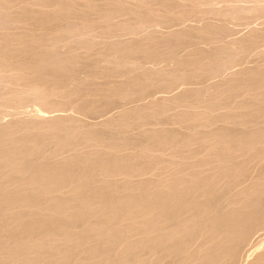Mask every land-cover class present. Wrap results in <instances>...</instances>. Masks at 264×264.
I'll use <instances>...</instances> for the list:
<instances>
[{
	"label": "bare ground",
	"instance_id": "bare-ground-1",
	"mask_svg": "<svg viewBox=\"0 0 264 264\" xmlns=\"http://www.w3.org/2000/svg\"><path fill=\"white\" fill-rule=\"evenodd\" d=\"M226 1V8L215 13L218 16L229 12L235 16V22L206 23L203 34L196 33L197 23L187 24L155 37V44H147L143 40L150 37L149 31L154 26H164L170 21L189 22L184 15L189 12L173 16L184 2L0 0V264H187L195 254L198 256L196 240L202 235L205 240L202 247L211 237H220L222 250L211 251L213 246H208L207 257L224 254L227 261L230 257L231 264L241 263L239 250L245 248L244 241L264 224V198L252 197L246 203L256 206L240 218L220 207L232 185L228 188L222 184L223 188L217 189L214 182L199 180L200 176L199 179L177 176L168 184L144 180L134 185L129 179L165 162L155 152L170 147L188 149L192 144L200 146L209 141L222 161L234 150L244 152L249 145L260 144L264 137V68L241 65L234 71L237 77L226 80L220 77L227 69L243 63L264 39V36L257 41L250 38L254 24L253 19L247 20L250 11H259L256 17L264 16V5L262 0ZM230 1L233 3L229 4ZM121 16L127 19H119ZM234 24L250 27L246 37L239 38L247 43L236 48L227 41ZM97 28L119 33L114 36L89 33ZM102 43L104 51L89 53ZM206 46L220 55H209L207 60L203 59L205 65L187 54L199 49L206 52ZM78 49L85 51L77 53ZM182 54L187 56L182 58ZM170 59L175 65L165 69L163 63ZM215 59L224 60L214 62ZM81 69L84 76L73 77ZM210 77H216L217 82H203ZM217 77L223 80L218 81ZM179 82L185 87L177 89ZM105 84L110 86L106 88ZM149 88H154V93H163L156 95L154 104L146 99L151 92ZM188 89L194 90L191 96L184 93ZM234 89L237 93L259 91L261 98L237 105L250 111H227L212 116L213 107L234 105V99L224 97V101L206 104L202 113H174L173 117L181 123L190 120L182 128L155 127L128 133L129 126L139 125V129L145 121L165 123L167 118L160 115L165 110L197 104L203 95L213 99ZM97 94L101 96L96 97ZM129 99L132 102L128 103L134 104L126 111L90 121ZM28 106L32 109L24 114ZM68 109L74 112L67 114ZM6 115L14 119L3 122ZM232 119L236 126L221 125L210 132L194 130L199 125ZM247 123L252 125L249 131L240 127ZM94 144L101 148L84 150ZM125 149L132 151L125 153ZM65 152H69L65 158L54 159ZM209 158L177 163L182 171L199 162L207 163ZM236 164L239 162L229 163L227 175L232 177ZM197 173L193 171L192 176ZM116 174L122 177L112 179ZM260 174L264 176V167ZM63 189L71 195L62 196ZM201 195L207 198L199 199ZM138 217L143 219L139 221ZM133 234L140 237L131 239ZM258 262L264 264V254Z\"/></svg>",
	"mask_w": 264,
	"mask_h": 264
},
{
	"label": "rangeland",
	"instance_id": "rangeland-1",
	"mask_svg": "<svg viewBox=\"0 0 264 264\" xmlns=\"http://www.w3.org/2000/svg\"><path fill=\"white\" fill-rule=\"evenodd\" d=\"M97 1H102V0H97ZM182 2H184V3H182L181 5L183 6H179V7H177L176 9H175V11H174V13H173V16L174 17H179L180 15H182V16H187L189 19V22L188 21H185V22H181V21H170V22H167L164 26H159V25H156V26H154V28H152L149 32H151V35H150V37L149 38H147L146 40H143V43H147V44H150V43H156V41H157V38H155V37H157V36H160V35H164V34H169V33H171V31H173V30H175L176 28L178 29V28H182V27H186V25L187 24H195V23H197V24H195V25H198V27H197V29H196V33L197 34H203L206 30V26L210 23H212V24H214V25H216L215 23L216 22H218V25H221V24H225V23H231V22H235L236 21V18H235V16L233 15V14H231V13H229V12H227V13H225L224 15H218L217 16V14L215 13V10H217V9H223V8H226V6H225V4L227 3V1L226 0H181ZM262 2H263V5H264V0H262ZM185 3H187V5H185ZM189 3V4H188ZM229 4H232L233 3V1H230V2H228ZM185 5V6H184ZM190 5V6H189ZM193 6V8H192V6ZM196 5V6H195ZM187 10H186V9ZM184 9V10H183ZM193 9V10H192ZM190 10H192V11H190ZM189 12V13H186V12ZM197 11V12H196ZM195 12L197 13V15L195 14ZM264 12V11H263ZM184 13H186V14H184ZM259 13V11H250V12H248L247 13V16H251L250 17V19L249 18H247V20H251V19H253L252 20V22H251V24L253 23L254 25V27H252L253 28V30L251 31V34H252V36L250 37L253 41H257V40H260V39H262V37L264 36V16H262V17H256V14H258ZM184 14V15H183ZM188 14V15H187ZM227 14V15H226ZM230 15V16H229ZM254 15V16H253ZM214 16H216L215 18H214ZM221 18H220V17ZM225 16V17H224ZM205 17V18H204ZM227 17V18H226ZM127 19V17L126 16H121V17H119V19ZM191 18V19H190ZM212 18V21L210 20L209 21V19H211ZM122 19V20H123ZM199 19V20H198ZM226 19V20H225ZM230 19V20H229ZM233 19V20H232ZM213 20L215 21V22H213ZM219 20V21H218ZM246 20V19H245ZM194 21V22H193ZM198 21V22H197ZM205 21V22H204ZM223 21H225V22H223ZM178 22H180V23H178ZM201 22V23H200ZM220 22V23H219ZM221 22H223V23H221ZM263 22V23H262ZM184 23H186V24H184ZM200 23V24H199ZM206 23H208V24H206ZM184 24V25H183ZM173 25V26H172ZM176 25L178 26V27H176ZM202 25H203V27H202ZM169 26V27H168ZM233 26H235V24L233 25ZM240 27L239 29H238V27ZM241 26H243V27H241ZM241 26H239V25H236L234 28L235 29H230L228 32H231L226 38H227V41L229 42L228 43V45L230 46V47H234V48H236V47H239V46H243V45H245L247 42L246 41H242V40H240L239 38H244V37H246L245 36V34H246V31H248V29L250 28H248L247 29V27H245L244 25H241ZM252 26V25H251ZM155 27H157V28H155ZM202 27V28H201ZM245 27V28H244ZM164 28H165V30H164ZM168 28V29H167ZM199 28H201V29H199ZM167 29V30H166ZM173 29V30H172ZM169 30V31H168ZM204 30V31H203ZM227 31V30H226ZM89 33L90 34H92V35H94V34H101V35H106V34H109V35H112V36H114V35H116V34H118L119 33V30H112L111 31V29L110 30H106V29H102V28H97V29H92V30H90L89 31ZM164 33V34H163ZM235 33V34H234ZM258 34V35H257ZM233 35V36H232ZM261 35V36H260ZM225 38V39H226ZM152 39V40H151ZM155 41V42H154ZM102 45H103V47H102ZM101 47V48H100ZM257 47L258 48H255L254 50H253V52H250L248 55H247V57H246V59H243V61L245 62H241V64H237V65H235L232 69L231 68H229V70L227 69L226 70V72L223 74V77L222 76H220L221 78H224V80H226V79H229V78H231V77H234V76H236L237 77V75H235V70L237 69H239L240 67H242V66H248V67H252V66H255V67H261V68H264V39H262V41H259V43H258V45H257ZM105 46H104V44L102 43V44H100V45H98V46H96V47H94L93 49H91V50H89V53H92L93 55H94V53L95 54H97V53H99V52H102V51H104L105 50ZM205 48H207L206 49V52H205V49L202 51V49H199V50H197V51H194V54L192 53V55H190L191 53H187L188 54V56H191V58H194L197 62L199 61L200 63H202L203 65H205V62L206 61H204V60H207V58L209 57V55L211 56V54H213L214 53V55L215 56H217V55H220V54H218L217 53V51H215L214 49H212V47H209V46H206ZM162 49V48H161ZM213 51H212V50ZM208 50H210L209 52H208ZM84 49H78L76 52L77 53H84ZM200 52V53H199ZM187 54H182V55H180L181 57L183 56V57H185V56H187ZM197 54H199V55H197ZM204 54V55H203ZM208 55V56H207ZM241 55H243V54H241ZM204 56H205V58H204ZM28 57V56H27ZM182 57V58H183ZM202 57V58H201ZM249 58V59H248ZM250 58H252V59H250ZM24 59L26 60V59H28V58H26V57H24ZM204 59V60H203ZM12 60H15V59H12ZM169 60V59H168ZM168 60H166L164 63H163V67L165 68V69H171L172 67H174V65H175V62H174V60L173 59H170V61H168ZM201 60V61H200ZM219 60H224V59H215L214 60V62H217V61H219ZM252 61V62H251ZM259 61V62H258ZM198 62V64H200ZM213 62V63H214ZM248 62V63H247ZM99 64H103V62L101 63H99ZM147 64H149L150 66L151 65H153L152 63H147ZM247 64V65H246ZM242 65V66H241ZM235 68V69H234ZM79 71V72H78ZM77 72H78V75L76 76V74H77V72H76V74L73 76V77H75V78H79V77H83L84 76V73H83V70L81 69V70H78ZM228 71H230L229 73H228ZM81 73H83V74H81ZM83 75V76H82ZM212 78H213V80H212ZM210 77V78H208L207 80H210V82L209 81H207V80H205V81H203V82H205V83H207V84H213L214 82H217L216 80V77L214 78V77ZM218 78V81L221 79V78H219V77H217ZM216 79V80H215ZM221 80H223V79H221ZM220 80V81H221ZM213 82V83H212ZM180 83V84H179ZM178 84H179V86H178V84H177V89H179L180 87V89H182V87H185V85L186 84H184V83H181V82H179ZM182 85V86H181ZM184 85V86H183ZM110 86V84H105L104 85V87H109ZM151 90V92H150V90ZM147 91H148V95H147V102L148 103H150V104H154L156 101L155 100H157V98H156V95L157 96H161L160 94H163L162 92H156V93H154L153 91H154V88H149ZM153 89V90H152ZM186 91V90H185ZM184 91V93H186V95H190L191 96V93L193 94L194 93V90L193 89H188L186 92ZM193 91V92H192ZM231 92V93H230ZM230 92H228V93H221V94H217L216 96H215V98H213L212 99V97H209V95L207 96H205L204 97V95L203 96H201L200 98H198L199 100H197V104H193V105H190V106H185V105H179V106H177V107H175V108H173V109H169V110H165L164 112H162L160 115L162 116H164V117H166L167 119H166V121L168 122H166L165 121V123H161V122H156V123H154V121H145V122H143V123H141L140 124V126H141V128L139 127V129H138V126H129L128 127V133H137L138 131H145V130H147L148 128H155L156 127V129L157 128H169L170 127V129H175V128H182V126L184 125V124H187V123H189L190 122V120H185V122L184 123H181V122H179L178 120H176L173 116V114L174 113H176V112H178V111H184V112H186V113H195V114H198V113H202V112H205V110H206V104H209V103H211V102H214V101H224L225 100V98H232V99H234V105L233 106H229V107H223L222 105H220V106H216V107H213L212 108V110H211V115L212 116H220V114H222V113H225V112H227V111H237V112H247V111H250V108H246V107H243V108H241V107H238L237 105H240V104H242V103H244V101L246 102V101H249V100H255V101H258V99L260 100V98H261V96L258 94V92L259 91H255V92H251V91H243V92H241V93H237L238 91L237 90H231ZM152 93H154V94H152ZM190 93V94H189ZM248 94H250V95H248ZM153 95V96H152ZM101 95L99 94H97L96 95V97H100ZM203 97V98H202ZM219 97V98H218ZM225 97V98H224ZM253 97V98H252ZM149 98V99H148ZM211 98V99H210ZM246 99V100H245ZM126 101V102H125ZM128 101H130V99L129 100H124V102L122 101L121 103H122V105L120 104L118 107H116V108H114V109H109V110H111L110 112H109V110H108V113L106 112L105 113V115H102V116H99V118L98 117H96L95 119L93 118V119H90V121H97L98 119L100 120V119H105V118H107V117H110V116H116V115H118L119 113H121V112H124V111H126L127 109H129V108H131L132 106H133V104L131 103V105L129 104L130 102H132V101H130L129 103H128ZM200 101V102H199ZM239 101V102H238ZM199 103H200V105H199ZM202 105V106H201ZM37 106V105H36ZM35 106V107H36ZM38 107V106H37ZM234 107V108H233ZM32 109V106L31 107H26L24 110V114H25V112L26 113H28L29 112V110L30 109ZM29 109V110H28ZM119 109V110H118ZM154 109H157V108H154ZM228 109V110H227ZM28 110V111H27ZM71 110V111H70ZM215 110V111H214ZM69 111H70V113H69ZM114 111V112H113ZM201 111V112H200ZM62 112H64V113H66L67 112V110L66 111H57V113H62ZM72 112H74L72 109H68V112H67V114H71ZM216 112H217V114H216ZM32 113V112H31ZM44 114H47L48 115V113L47 112H43ZM56 113V112H55ZM108 115V116H107ZM159 115V116H160ZM169 115V116H168ZM14 118L13 117H11V115H9V116H4V118L2 119V121L3 122H10V121H12ZM170 121V122H169ZM178 122V123H177ZM215 122H217V123H215ZM214 123H212V125L211 124H208V125H199V126H197L196 128H194V130H197V129H201V130H203L204 129V131L206 130V132L207 131H212L214 128H216V127H218V126H221V125H228V126H236V123H235V125H234V119H232V120H229V121H227V122H223V121H221V120H217V121H215ZM231 122V123H230ZM147 123H149V124H147ZM159 123V124H158ZM221 123V124H220ZM147 124V125H146ZM214 124V125H213ZM161 126V127H160ZM246 126V127H245ZM247 126H248V128H247ZM240 127H242L244 130H251V128H252V125L251 124H244V125H240ZM134 128H136V129H134ZM211 129V130H210ZM193 130V131H194ZM264 137L262 138V140H261V142H260V144H251V145H249L247 148H246V150L244 151V152H246L247 150V152L244 154V152H239V151H236V150H234L233 152H232V154L230 155V157L228 158V159H223L222 161H221V159H219V158H217V156L214 154V151H215V149H214V145L212 146L211 144L209 145V141H205L202 145H200V146H198V145H196V144H192L191 146H189V147H187L188 149H186V148H183V149H181V150H177V149H175V148H173V147H170V148H167L166 150H164V151H162V152H155V153H157V154H160L161 156H162V158L165 160V162H163V163H160V164H158V165H156L155 166V168H151V169H149V171L147 170V171H145V172H137L138 174L135 176V175H133V176H130L129 177V179H130V183L131 184H134L135 185V183H137V182H140V181H149V182H151V183H156V184H168V183H170L175 177H179V178H183L184 177V179L185 178H188V177H194L195 179H199L200 177V179L199 180H201L202 178H203V180H205V182H208L209 180L211 181V182H214V185L216 186V188L217 189H221V188H223V186H222V184L225 186V187H230L231 185V187H230V190H229V193H227L224 197L226 198H224V201H223V199H222V202L220 203V207H221V205H222V208L221 209H223L224 208V210H229V211H233V213H234V216H240V218L241 217H244V216H246V214H248L249 213V211H252V209L254 208L253 206H256V205H248V203H246V202H249V201H251L253 198L254 199H258V200H261V198L263 199L264 198V176H261V174H260V169L261 168H263L264 167V152H263V150H264ZM207 144V145H206ZM261 145V146H260ZM258 146V147H257ZM195 149V150H197V151H195L193 148ZM202 147V148H201ZM207 147V148H206ZM101 148V145H99V144H94V145H92V146H89V147H86L84 150H98V149H100ZM250 148V149H249ZM259 148V149H258ZM198 149H199V151L200 152H198ZM205 149V150H204ZM262 150V152H261V150ZM83 150V149H82ZM184 150V151H183ZM185 150H187V151H185ZM189 150V151H188ZM192 152H191V151ZM204 150V151H203ZM258 150V152H256V154L254 153L255 151H257ZM79 151H81V150H79ZM131 152L132 150L131 149H125L123 152H125V153H127V152ZM194 151V152H193ZM202 151V152H201ZM260 151V152H259ZM172 152V153H171ZM181 152H182V154H181ZM199 154H198V153ZM212 152V153H211ZM253 152V153H252ZM67 153L69 154V152H65V154H63V153H61V154H59V155H56L55 157H54V159H62L64 156H67ZM171 153V154H170ZM191 153V154H190ZM192 153H195V154H192ZM197 153V154H196ZM238 153V154H237ZM260 153H261V155H260ZM190 154V155H189ZM243 154V155H242ZM254 154V155H253ZM178 155V156H177ZM212 155V156H211ZM233 155H235V157H232ZM262 155H263V157H262ZM186 156V157H185ZM250 156V158L253 160L252 162H251V159L250 158H248ZM252 156V157H251ZM167 157V158H166ZM184 157V158H183ZM193 157V158H192ZM197 157V158H196ZM202 157V158H201ZM209 158V159H211L209 162H207V163H205V162H199V164L197 165V166H195V167H186L184 170H180V164H178L177 162H179V161H181V162H183V163H188L189 161L190 162H192V161H199V159L200 160H203V159H207V158ZM212 157L214 158V160L212 159ZM255 157V158H254ZM65 158V157H64ZM186 158V159H185ZM234 158H235V160H234ZM167 159V160H166ZM233 161H232V160ZM248 159H250L249 161H248ZM220 160V161H219ZM258 160V161H257ZM260 160V161H259ZM176 161V162H175ZM212 161V162H211ZM242 161V162H241ZM256 161H257V163H256ZM211 162V163H210ZM231 162H234V163H238L239 162V164L235 167L236 169H234V171H233V174H232V177H235V178H233L232 179V177H231V175L229 176V175H227V173L228 172H226V171H228L229 170V163H231ZM248 162V163H247ZM202 163V164H201ZM205 163V164H204ZM217 163V164H216ZM222 163V164H221ZM245 163V164H244ZM204 164V165H203ZM225 164V165H224ZM242 164H244L243 166H242ZM166 165V166H165ZM175 165V166H174ZM260 165V166H259ZM218 166H220V167H218ZM227 166V167H226ZM253 166H255V167H253ZM160 167V168H159ZM246 167V168H245ZM260 167V168H259ZM203 168H204V170H203ZM250 168V169H249ZM254 168V169H253ZM163 169V170H162ZM199 169V170H198ZM219 169H222V170H219ZM243 169V170H242ZM206 170V171H205ZM225 170V171H224ZM190 171V172H189ZM193 171H196V172H198L197 174V176H192V172ZM219 171V172H218ZM223 171V172H222ZM241 171H243V172H241ZM189 172V173H188ZM221 172L224 174H221ZM224 172H226V173H224ZM160 173V174H159ZM176 173V174H175ZM237 173V174H236ZM241 173V174H240ZM245 173H246V175H245ZM257 174V176H256V174ZM210 174H211V176H210ZM213 174V175H212ZM248 174V175H247ZM252 174V175H251ZM206 175V176H205ZM207 175H209V177L207 176ZM216 175H218V176H220V177H217ZM237 175H239V176H237ZM242 175L244 176V177H242ZM181 176V177H180ZM198 176H200V177H198ZM203 176H205V178L203 177ZM229 178H228V177ZM248 176H250L249 178H248ZM255 176V177H254ZM259 176V177H258ZM122 177V175H120V174H116V175H114V176H112V179H114V180H116V179H119V178H121ZM257 177V178H256ZM144 178H146V179H148V180H146V179H144ZM154 178V179H153ZM173 178V179H172ZM210 178V179H209ZM214 178H216V179H214ZM219 178H221V179H219ZM157 179V180H156ZM227 179H228V181L229 182H227ZM225 180V181H224ZM247 180V181H246ZM254 180V181H253ZM256 180V181H255ZM154 181V182H153ZM217 181V182H216ZM238 181L240 182V183H238ZM245 181V182H244ZM225 182V183H224ZM226 182H227V184H226ZM236 182H237V184H236ZM232 183V184H231ZM230 184V185H229ZM239 184H241V185H239ZM254 186H253V185ZM236 185V186H235ZM256 185V186H255ZM233 186H234V188H233ZM248 186V187H247ZM257 187V188H256ZM261 187V188H260ZM234 189V190H232V189ZM247 188V189H246ZM249 188V189H248ZM258 191H256V190ZM239 190V191H238ZM263 192H262V191ZM66 190L65 189H63L60 193H61V195L62 196H64V197H68V196H70L71 194H70V192H66V193H64ZM231 191V192H230ZM238 191V192H237ZM245 191L247 192V193H245ZM261 191V192H260ZM253 192V193H252ZM252 193V194H251ZM258 193V194H257ZM180 194H182V192H180ZM229 194V195H228ZM234 194V195H233ZM238 194V195H237ZM258 196H257V195ZM231 195V196H230ZM255 195V196H254ZM240 196V197H239ZM245 196V197H244ZM260 196V197H259ZM207 198V196H204V195H201L200 197H199V199H204L205 200V198ZM241 197H242V200H241ZM253 197V198H252ZM232 198H234V200H235V202L233 201V199ZM245 198H246V200H245ZM230 200V201H229ZM232 200V201H231ZM239 200V201H238ZM264 200V199H263ZM238 201V202H237ZM229 203V204H228ZM241 204H242V206H241ZM233 205V206H232ZM248 205V206H247ZM247 206V207H246ZM232 207V208H231ZM238 209H237V208ZM242 208V209H241ZM252 208V209H251ZM231 209V210H230ZM237 210L236 212H235V210ZM239 210H242L244 213H242V211H240V212H238ZM248 212V213H247ZM240 213V214H239ZM143 219V217H138L137 218V220H142ZM260 226H262V227H259L258 228V230H256L255 231V233H254V235L252 234V239H251V237H249V238H247L245 241H244V246H245V248H242V250H239L240 252H239V254L241 253V257H245V259H243V258H241V260L244 262H242L241 261V263H239V264H258L259 262V260H260V258L263 256V254H264V240H262V239H264V224H261ZM263 236V237H262ZM140 237V234H133L132 236H131V239H137V238H139ZM202 239H204V236L202 235V236H200V237H198L197 238V240H196V246L198 245V249H196L195 250V253H198V256H196L197 254H195V256L193 257V258H191L190 260H189V262L187 263V264H202V261H203V264H231V263H233L232 261H231V259H230V257H229V261H227L226 260V258H228V256H222V255H224V254H222V255H220L219 257H212L211 258V256H208L207 257V253L206 252H210V249H208L207 247L208 246H213V247H210V248H213V250L211 249V251H215V250H217V252L218 251H221L222 249H220V237H211L210 239H208V243H206L205 245H203V247H202V244L204 243V241L205 240H202ZM249 239V240H248ZM203 241V242H202ZM246 241H248V242H246ZM262 241V242H261ZM199 242V243H198ZM216 242H217V245H216ZM220 242V243H219ZM261 242V243H260ZM219 243V244H218ZM249 243V244H248ZM199 244H201L200 245V247L201 248H199ZM210 244V245H209ZM215 244V245H214ZM262 244V245H261ZM224 245V243L222 244V246ZM248 245V246H247ZM215 246V247H214ZM217 246V247H216ZM256 246V247H255ZM219 247V248H218ZM260 247V248H259ZM263 247V248H262ZM217 248V249H216ZM247 248V249H246ZM259 248V249H258ZM250 249H252V250H250ZM256 251H255V250ZM248 250L250 251V253L248 252ZM242 251V252H241ZM249 253V256L247 257V255H246V253L247 252ZM244 252V253H243ZM246 252V253H245ZM254 252V253H253ZM206 253V254H205ZM243 253V254H242ZM244 254H245V256H244ZM203 257V258H202ZM207 257V258H206ZM223 257V258H222ZM240 257V256H239ZM154 256H151V259H153L154 260ZM196 258V259H195ZM247 258V259H246ZM214 262V263H212L211 262V260ZM217 259V260H216ZM220 259V260H219ZM192 260V261H191ZM227 262H226V261ZM208 261H210V262H208ZM219 261V262H218ZM246 261V262H245ZM204 262H206V263H204ZM216 262V263H215ZM224 262V263H223ZM231 262V263H230ZM235 264H237V263H235Z\"/></svg>",
	"mask_w": 264,
	"mask_h": 264
}]
</instances>
